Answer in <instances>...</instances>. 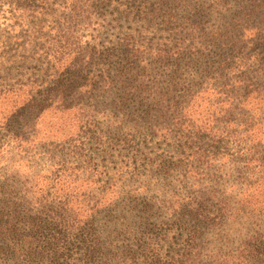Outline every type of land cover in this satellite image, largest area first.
Masks as SVG:
<instances>
[{
  "label": "trees",
  "instance_id": "16d2710c",
  "mask_svg": "<svg viewBox=\"0 0 264 264\" xmlns=\"http://www.w3.org/2000/svg\"><path fill=\"white\" fill-rule=\"evenodd\" d=\"M176 2H119L165 43L98 48L95 0H0L31 20L0 81V264H264V0Z\"/></svg>",
  "mask_w": 264,
  "mask_h": 264
},
{
  "label": "rangeland",
  "instance_id": "374dc122",
  "mask_svg": "<svg viewBox=\"0 0 264 264\" xmlns=\"http://www.w3.org/2000/svg\"><path fill=\"white\" fill-rule=\"evenodd\" d=\"M120 1L122 0H109L108 3H100L98 0H95V4H98L99 7L91 14L92 26L85 28L88 32V35H85L87 41L95 43L96 47L99 48L100 46H105L107 41L116 39L119 33L131 34L134 38L144 40L147 31H153L149 28H153L157 30L152 32L150 36H147L150 40H147L146 45L155 46L166 42L167 35L165 33L161 34L160 32L161 28L159 25L161 23H154L148 28L147 25H145V27L142 26L137 14L124 17V15H121L122 8L120 7ZM195 1L199 2V7H197L199 11L204 10L203 13H209L210 10L212 11V14L208 16V18L211 19V24L215 23V19L217 23L232 22V20L236 19L238 14V11L235 12V9L238 10L239 7L244 6V0ZM184 2L187 3V0H184ZM109 3H112L111 7H109ZM136 4L138 5V3ZM162 8L174 10L181 7L178 6L176 0H163ZM218 11L220 12V16L216 17L214 13ZM217 18H219L220 21H217ZM30 21L31 20L23 17V23L18 27L12 25L10 22L0 20V81L8 75L15 74L19 63H23V58L30 54V47L27 44L28 36L25 32L27 24ZM168 32L170 31L168 30ZM101 68L102 66L100 65L99 68L94 67L92 70L96 71ZM5 109V105L0 103V117ZM42 129L44 133L54 135V132L49 129V126L45 125ZM104 156L106 158L102 161L105 165L113 163L111 155Z\"/></svg>",
  "mask_w": 264,
  "mask_h": 264
}]
</instances>
